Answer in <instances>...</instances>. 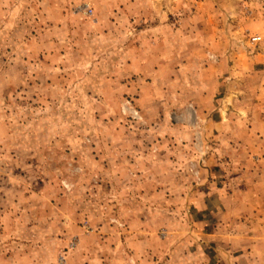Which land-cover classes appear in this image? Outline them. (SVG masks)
Here are the masks:
<instances>
[{"label": "rangeland", "instance_id": "rangeland-1", "mask_svg": "<svg viewBox=\"0 0 264 264\" xmlns=\"http://www.w3.org/2000/svg\"><path fill=\"white\" fill-rule=\"evenodd\" d=\"M254 163L264 0H0V264H235Z\"/></svg>", "mask_w": 264, "mask_h": 264}, {"label": "crops", "instance_id": "crops-1", "mask_svg": "<svg viewBox=\"0 0 264 264\" xmlns=\"http://www.w3.org/2000/svg\"><path fill=\"white\" fill-rule=\"evenodd\" d=\"M254 165L259 169L264 168L262 163H254ZM251 167V161L247 162L245 168L250 171ZM260 178V181L264 182V177L261 174ZM245 197H247L245 201L247 200L251 204L249 206H244L243 209H246V211L243 212V215L236 216L235 213L231 214V212H229L228 215L230 216H228V218H237L242 216L244 221L250 219V222L254 221L253 230H251L248 226H245V228L239 232L236 228H230L226 232V236L230 239H233L234 237L238 238L239 243H241L243 247V258L241 260H237L235 264H252L250 257L253 253L258 255L260 264H264V196ZM247 222H249V220Z\"/></svg>", "mask_w": 264, "mask_h": 264}]
</instances>
